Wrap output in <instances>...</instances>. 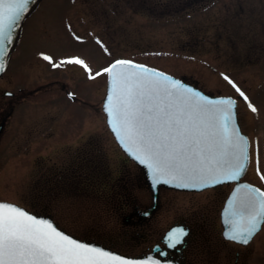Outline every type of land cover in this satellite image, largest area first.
<instances>
[{
  "label": "rangeland",
  "instance_id": "obj_1",
  "mask_svg": "<svg viewBox=\"0 0 264 264\" xmlns=\"http://www.w3.org/2000/svg\"><path fill=\"white\" fill-rule=\"evenodd\" d=\"M19 38L0 77L1 98L10 101L6 90L20 95L13 108L7 102L0 109L10 111L0 137V199L26 206L36 199L79 236L119 238L124 215L114 208L117 192L142 202L150 191L147 184L124 188L136 168L105 121L106 75L91 79L81 65L61 63L83 59L95 75L118 56L161 68L212 94L237 97L239 121L251 140L243 178L264 189L256 164L258 145L264 174V0H40ZM107 186L114 187V207L105 204ZM230 188L166 194L162 188L159 207L139 227L148 221L144 229L153 238L175 218L190 220L201 245L198 264H264V225L246 246L222 236L219 212ZM144 239L127 235L128 242Z\"/></svg>",
  "mask_w": 264,
  "mask_h": 264
},
{
  "label": "snow or ice",
  "instance_id": "obj_2",
  "mask_svg": "<svg viewBox=\"0 0 264 264\" xmlns=\"http://www.w3.org/2000/svg\"><path fill=\"white\" fill-rule=\"evenodd\" d=\"M36 3L0 0V71L17 28ZM43 58L51 62V57ZM61 63L81 65L91 79L110 78L104 106L108 124L124 150L149 171L153 187L170 184L203 190L235 183L225 210L226 238L243 245L254 239L264 225V190L241 182L251 160L250 141L237 122L235 98L209 97L129 59H117L95 75L83 59ZM53 67L59 65L53 63ZM223 79L256 113L257 108L236 83L226 75ZM256 164L264 181L258 145ZM185 235L182 228L172 229L164 237L165 248H175ZM165 248L157 246L155 258H126L74 239L50 220L37 218L18 205L0 202V264H164L160 258L168 256Z\"/></svg>",
  "mask_w": 264,
  "mask_h": 264
},
{
  "label": "flooded vegetation",
  "instance_id": "obj_3",
  "mask_svg": "<svg viewBox=\"0 0 264 264\" xmlns=\"http://www.w3.org/2000/svg\"><path fill=\"white\" fill-rule=\"evenodd\" d=\"M61 87H63V89H65L67 95L72 98L73 100H76L78 97L77 95H72L70 93L71 89L64 84H60ZM0 95V109L6 107V104L8 102V107L10 106L11 108L13 105V102L15 101V99L17 98V96L19 97L20 95L17 94H13V95H8L10 96V101L5 100L4 98H1ZM1 109V110H2ZM0 110V111H1ZM10 115V111H5V112H0V123L1 122H5L7 121L8 116ZM139 169V168H137ZM133 176H131V178H129V180H127V183L123 184L124 188H129V185H131L132 187H138L140 188L143 184H145V181L143 179V175L142 172L140 170H138V172H132ZM58 183V182H57ZM114 187H116V184H113ZM146 185V184H145ZM111 189V187L109 188V186H107L105 188V196L107 197V199L109 200V202L105 203L109 206H113V203H110L111 198H115L113 196V188ZM50 188L47 187V190H50ZM149 189V188H148ZM162 189V188H161ZM150 191V190H149ZM162 191V190H161ZM161 191H160V196H159V200H158V204L156 206L155 209H153L152 211H149V209L152 206V198H151V192L149 193V198H147V200L145 201H140L137 200L136 198H134L132 196V194H128L126 192H122L121 190L118 191L117 193V198H115V207L114 208H118V210H120V213L122 211V215H124V217L122 218V222L124 223V225L122 224V231H119V236H121L120 238H123L125 240H121L120 238H118L117 240H115L112 237H85L89 240H94L97 242H100L104 245H107L111 248H115L124 252H127L129 254H145L148 252H155L154 248L156 245H158L161 248H165L164 245V241H163V236L166 230H164L159 237H150L152 236L149 231H146V229H144V226H146L148 224V221L146 222L147 224L144 226L139 227L141 224H144V222L150 218L151 216H153V214L155 213L156 209L159 207L160 204V199H161ZM168 189L165 188V194L167 193ZM110 197V198H109ZM35 201H33L32 203L28 204L27 206L29 208H31L34 211L37 212H42V211H46L47 207H49L48 203H42L41 201H37L36 199H34ZM112 202V201H111ZM149 211V212H148ZM129 223V224H128ZM171 224H175L177 226H180L182 229L185 230V232L187 233V235H185L183 237V242L178 244L175 248H165V250L168 252V256L167 257H175L180 259L181 261H183L185 264H198L197 263V258L195 257V254L197 253V251L199 252V249L201 247V245L199 244V238H197L198 236H194L195 233V222H192L190 220L188 221H184V219L182 218H175L174 221ZM170 224V225H171ZM128 225V226H127ZM168 225V226H170ZM135 227V229H129ZM141 229H139V228ZM130 231V232H129ZM146 231V232H145ZM143 232V233H142ZM125 235H131V237H143L144 239V243L140 242V244H137V242L134 241H127V238ZM239 246H246V245H242L239 243H236ZM203 249V246H202ZM156 254V252H155ZM236 254L239 255V251H236Z\"/></svg>",
  "mask_w": 264,
  "mask_h": 264
},
{
  "label": "water",
  "instance_id": "obj_4",
  "mask_svg": "<svg viewBox=\"0 0 264 264\" xmlns=\"http://www.w3.org/2000/svg\"><path fill=\"white\" fill-rule=\"evenodd\" d=\"M39 2H40V0H37V3H36L35 5L32 6V10H31V11H33V10L37 7V5L39 4ZM31 11H30V13H31ZM26 17H27V16H26ZM24 20H25V19H24ZM24 20H23V21H24ZM23 21L21 22L20 26H19V27L17 28V30H16V33H15V40H14V43H13V46H12V50H13V48L15 47V45H16V43H17V41H18V38H19V36H20V34H21V29H22ZM12 50H11V51H12ZM11 51L9 52L8 57H6L5 66H4L3 71H0V76L3 74V72H4L5 68H6V65H7V62H8L9 55H10ZM119 59H127V58H119ZM116 60H117V59H116ZM129 60H131V59H129ZM133 61H134V60H133ZM113 62H114V61H113ZM134 62H135V63H139V64H144V63H140V62H136V61H134ZM144 65H146V66L149 67V68H154V69H156V70H158V71L164 72V73L167 74V75L173 76L175 79H179V80H181V81L184 82L187 86H190V87H192V88H194V89H197V90L203 92L205 95H208L209 97H221V96H223V97H233V96H231V95H219V96H213V95H210V94L206 93L205 91H203L202 89H200V88L194 86L193 84L188 83L187 81H185V80H183V79H181V78H179V77H176V76H174V75H172V74H170V73H168V72H165V71H163V70H160V69H158V68H156V67H152V66H149V65H147V64H144ZM110 90H111V84H110V78L108 77L107 91H106V95H105V97H104V101H103V110H104V106H105V100H106V97H107V95L110 93ZM233 98H235V97H233ZM235 99H236V98H235ZM236 100H237V99H236ZM236 112H237V109H236ZM105 113H106V112H105ZM106 115H107V114H106ZM107 121H108V117H107ZM237 122H238V124H239L238 117H237ZM239 127H240V130H241V126H240V124H239ZM2 128H3V123L0 124V134H1V132H2ZM241 133H242L243 135H245V136L249 139L248 135H247L246 133H243L242 130H241ZM116 140H117V142L119 143V141H118L117 138H116ZM119 145H120V143H119ZM120 146H121V145H120ZM121 148L124 150V148H123L122 146H121ZM124 151H125V150H124ZM125 152H126V151H125ZM126 154H127L131 159L134 160V158H132L127 152H126ZM134 161H135V160H134ZM135 162H136V163L142 168V170H143V172H144V175H145V179H146L147 183L149 184L150 188H151L152 191H153L155 205H156V202H157V199H158L159 188H160L161 186H167V187H170V188L182 189V188L174 187V186H172V185H170V184H159V185H156L155 187H153V184H152V180H151V177H150V173H149V171H148L143 165H140L137 161H135ZM241 182H242V183L252 184V183H250V182H248V181H245V180H241ZM252 185L258 187V186L255 185V184H252ZM235 186H236V185L234 184L232 190L230 191L228 197H227L226 200H225L224 206H223L222 211H221V221H222V225H223V235H224V237H226L225 233H226V231H227V226H226V224H225V210L227 209V203H228V201L230 200V198H231V196H232V192H233V189H234ZM182 190H200V189H182ZM262 190H263V189H262ZM0 202H8V203H12V204L18 205V204H16V203L9 202V201H3V200H0ZM18 206L24 208V209L27 210L30 214L37 216V218H42V219L50 220L55 226L58 227L59 230L63 231L65 234L70 235L72 238L77 239V240H79V241H81V242H85V243H88V244H90V245H94V246L101 247V248H103V249H105V250H109V251H111V252H113V253H115V254H119V255H122V256H124V257H126V258H130V259H134V260H143V259H145L146 257H149V256H152V257H154V258L157 257L156 255H154V253H149V254L141 255V256H131V255H126V254H123V253H121V252H119V251L112 250V249H110V248H108V247H105V246H103V245H101V244H98V243H95V242H89V241H86V240H82V239H80V238H78V237H76V236H74V235H72V234L66 232L63 228H61V227H60V226L54 221V219H53L50 215L37 214V213H34V212L28 210V209L25 208L24 206H21V205H18ZM154 207H155V206H154ZM154 207H153V208H154ZM172 229H176V227H175V226H172V227L167 231V233H168L169 231H171ZM160 259L162 260V262H164V264H183L182 262H180L179 260H176V259H174V258H168V259L160 258Z\"/></svg>",
  "mask_w": 264,
  "mask_h": 264
},
{
  "label": "bare ground",
  "instance_id": "obj_5",
  "mask_svg": "<svg viewBox=\"0 0 264 264\" xmlns=\"http://www.w3.org/2000/svg\"><path fill=\"white\" fill-rule=\"evenodd\" d=\"M92 125H93V124L90 123V122L87 123V127H91ZM87 127H86V128H87Z\"/></svg>",
  "mask_w": 264,
  "mask_h": 264
},
{
  "label": "trees",
  "instance_id": "obj_6",
  "mask_svg": "<svg viewBox=\"0 0 264 264\" xmlns=\"http://www.w3.org/2000/svg\"><path fill=\"white\" fill-rule=\"evenodd\" d=\"M179 2V1H178ZM174 3V2H173ZM167 4H170L169 2Z\"/></svg>",
  "mask_w": 264,
  "mask_h": 264
}]
</instances>
